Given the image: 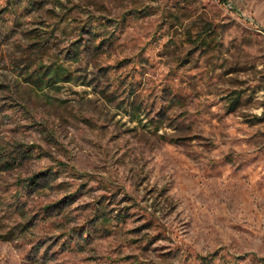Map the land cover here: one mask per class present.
Wrapping results in <instances>:
<instances>
[{"label":"rangeland","instance_id":"1","mask_svg":"<svg viewBox=\"0 0 264 264\" xmlns=\"http://www.w3.org/2000/svg\"><path fill=\"white\" fill-rule=\"evenodd\" d=\"M0 264H264V0H0Z\"/></svg>","mask_w":264,"mask_h":264},{"label":"trees","instance_id":"2","mask_svg":"<svg viewBox=\"0 0 264 264\" xmlns=\"http://www.w3.org/2000/svg\"><path fill=\"white\" fill-rule=\"evenodd\" d=\"M41 40L37 39L35 41H33L31 43V46L34 47V50L33 51H41L43 50L44 46L41 44ZM31 46L30 47H26L24 48L23 50L20 51V56L18 58H20L21 60H26L25 62V65L26 67L28 68L30 63L35 62L36 61V58L30 60L29 58L31 57ZM30 62V63H29ZM36 69H38V73H36V76H34V73L33 72H29L28 74L32 77V75L34 76V82L35 83H38V82H42L43 81V78L45 76V74L47 73V71L45 72H42L40 71V66H38ZM59 68H57L56 70L53 71V75L52 76H57L58 78H62V76H60L61 74H63L62 72H59ZM64 77V76H63Z\"/></svg>","mask_w":264,"mask_h":264}]
</instances>
